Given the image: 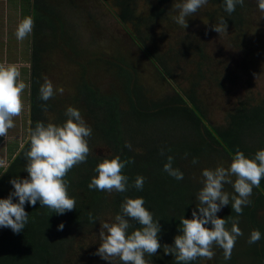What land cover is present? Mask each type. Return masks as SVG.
I'll list each match as a JSON object with an SVG mask.
<instances>
[{"label":"rangeland","instance_id":"rangeland-1","mask_svg":"<svg viewBox=\"0 0 264 264\" xmlns=\"http://www.w3.org/2000/svg\"><path fill=\"white\" fill-rule=\"evenodd\" d=\"M38 1L0 0V63L18 65L21 73L19 81L26 84L22 93L23 112L19 117L13 118L15 127L8 131V135L0 137V176L15 156L11 150L15 147L20 148L27 140L30 76L28 70L31 64L32 36L24 41H18L14 33L17 23L23 17L29 14L34 17V14L37 19H41L39 9L43 8L45 3ZM178 2L179 0H169L163 17L150 27L144 23L146 22L144 19L147 20L151 14L150 10L158 6L157 0H133L134 19L128 22L125 28L132 33H140L152 53L170 60L168 63L174 71L175 82L178 83L180 90L187 91L192 77L196 76L198 79L202 75L197 92L205 108L206 117L213 126L224 125L227 113L239 102L257 103L264 95V12L259 9L258 0H246L248 13L242 30L236 31L233 27L227 26L226 33L218 34L212 30V26L218 23L214 18L219 15L216 5L207 3L193 16L186 17L188 26L183 29L173 20V16L177 14L175 4ZM19 3L23 16L19 11ZM116 4L115 0H50L48 8L52 14L51 17L48 16L47 25L51 23V26L47 31L52 33H48L46 37L43 35L42 39H36L37 46L40 48L42 44L44 47L39 56L40 86L45 79L51 81L55 91L52 98L55 105L64 113L69 106L78 109L86 124L89 118L83 114L85 111L82 103L78 101V88L83 83L98 89L101 94L119 97L121 110H126L124 72L131 74L132 82L134 79L140 83L152 100L162 99L171 88L166 79L159 74L155 64L143 55L117 19L119 10ZM140 19L144 26L140 25ZM54 32L59 33L60 37L57 38ZM70 38L73 43L70 42ZM188 45L191 47L199 45L204 50L206 66L204 65L202 72H198L200 60L197 50L195 48L191 50ZM167 116H165L167 124L162 127L157 117L148 121L146 125L150 130L161 127L158 135L174 129L173 137L169 136L166 144L178 146L179 165L183 170H187L194 178L202 181V170L215 169L218 166L228 167L231 160L220 157L207 159L204 156L197 160L198 163L193 164V159L189 160L193 153L188 150V145L194 146L198 143L194 135L188 132L189 121L183 117L176 119ZM47 117L50 118V123L57 125L67 119V117L64 119L65 115L53 113ZM257 134L260 142L264 138V131L258 130ZM89 148L90 154L95 156L110 154L103 146ZM22 164L23 167L18 169L13 167L7 174L9 177L5 184L9 192L14 190L9 179L28 176L27 172H20L24 168V163ZM234 179L235 177L233 181ZM156 184L157 181H153L154 187ZM228 192L235 195L232 186ZM228 209L227 206L223 207V214ZM262 209L264 206L260 209V213L264 215ZM113 218L111 213L105 214L94 226L72 233V239L64 247L65 252L60 255L58 263L109 264L95 253L100 243L98 237L100 223L111 222ZM242 220L239 219V226L243 232L241 237L246 239L250 225L244 224ZM258 224L259 227L262 226L259 221ZM263 229L262 226L260 233ZM162 256H166L163 247L153 255L157 258ZM231 257L238 264H254L248 256L241 253ZM223 258V251H217L216 262L221 264ZM114 264L121 262L116 261ZM203 264L206 262L203 261Z\"/></svg>","mask_w":264,"mask_h":264},{"label":"trees","instance_id":"trees-1","mask_svg":"<svg viewBox=\"0 0 264 264\" xmlns=\"http://www.w3.org/2000/svg\"><path fill=\"white\" fill-rule=\"evenodd\" d=\"M41 1L45 3L43 8L39 9V13L42 15L41 19H37L33 14L35 30L32 36L31 68H29L28 128L30 126L34 128L37 122L50 123V118L48 119L47 116L52 113L65 115L63 110L55 105L52 98L47 102L39 98V56L44 51V47L40 44L39 48L36 39H42L43 35L46 37L48 33H52L46 30L51 26V23L47 25V18L52 14L51 9L48 8L50 0ZM115 1L119 10L116 17L125 28V25L134 19L133 0ZM34 2L39 1L34 0ZM167 2L169 0H157L158 6L150 10L151 14L147 20L144 19L146 21L144 23L152 27L163 17ZM208 3L217 6L219 15L214 18L218 22L220 18H224L227 26L233 27L236 31H241L245 26L248 13L245 6L246 0L243 6L237 5L236 10L231 14L224 11V0H208ZM139 23L144 26L141 19ZM125 31L143 55L155 64L159 74L170 85V91L162 99L152 100L147 96L143 86L134 79L132 82V75L124 72L126 110H121L119 97L101 94L98 89H94L88 83H83L78 88V101L82 103V108L85 111L83 114L89 118L87 125L92 129V135L88 138V146H103L108 149L110 154L108 156L89 154L86 163H81L68 172L65 177L68 182V194L76 200L73 211L58 215L47 207H41L39 202L35 206L25 204L24 209L28 213V222L24 230L17 234L13 233L10 228L0 227V264H59L60 255L65 252L64 247L72 239L71 234L94 226L102 220L105 214L111 213L113 216L118 214L125 197H142L144 199V207L153 214L154 220H158L161 226L158 236L160 244L162 247L165 244L172 245L174 237L179 234V218L184 216L186 219H191V212L197 204L196 193L202 187V183L190 172L180 167L178 146L166 144L169 136L173 137L174 129L161 135L157 134L158 130L167 124L165 117L167 115H169L168 118L183 117L184 120L189 121L188 132L194 135L196 143H198L194 146L187 144L188 150L193 153V157L189 160L195 157L198 160L204 156L207 159L220 157L230 160L237 148L247 158H253L256 151L264 149V138L259 142L257 134L258 130L264 131V95L257 103L239 102L236 107L232 108V111L227 113L224 125L213 126L206 117L205 108L197 92L203 76L200 75L197 79L194 75L189 89L187 91L180 90L178 83L175 82L174 71L168 63L170 60L157 53H152L140 33H132L126 28ZM58 34L54 32L57 38L60 37ZM52 38L55 39L53 36ZM70 42L73 43L71 38ZM188 46L191 50L192 48L197 50L200 60L198 72L203 70L206 62L204 50L199 45ZM44 103H47V111L41 109V104ZM154 117L161 121V127L150 130L146 123L152 121ZM126 141L131 143L132 150L124 146ZM23 144V150L21 147L11 150L15 156L0 176V199L7 198L10 193L5 184L9 177L7 174L13 167L18 169V167H23L22 163L26 164L24 152L28 150L27 140ZM161 149L165 150L164 156L160 154ZM117 155L121 160H134V163L127 164L122 170V174L128 177V191L108 193L90 190L88 184L91 178L96 175L94 172L96 164L104 158L110 159ZM169 155L174 158L173 167L183 173V180L178 181L163 170V165L167 162L166 157ZM23 169L20 172L24 171ZM137 175L146 178L142 190L132 187ZM153 181H157L155 187ZM230 187L231 185L226 184L224 190L228 192ZM253 192H256L258 197H254L256 193H252L251 205L244 207L240 215L256 230H261L264 224L261 223L262 226L259 227L256 208L264 201V178L261 179L259 187L253 188ZM13 202H18L15 197H13ZM230 206H227L229 209L224 214V210H221L217 216L225 220H229L230 217L235 218L237 214L230 209ZM90 214L96 219V222H91ZM61 223L64 224V228L62 231H58L57 226ZM229 224L231 223H228L226 227ZM135 226L139 227L138 224ZM263 235L262 232V240H264ZM254 246L246 251L247 255L257 258V262L264 264V246H261V249ZM145 258L149 259L151 264H177L172 255L160 258L146 256ZM189 264H198V260L189 262Z\"/></svg>","mask_w":264,"mask_h":264},{"label":"clouds","instance_id":"clouds-1","mask_svg":"<svg viewBox=\"0 0 264 264\" xmlns=\"http://www.w3.org/2000/svg\"><path fill=\"white\" fill-rule=\"evenodd\" d=\"M245 0H224V11L228 14L236 10V6L244 5ZM208 3V0H179L175 4V23L183 29L187 28L186 17L193 16ZM259 9L264 12V0H258ZM31 16L19 20L15 30L18 41L28 38L34 28ZM227 24L224 18L212 26L218 34L226 33ZM20 69L16 64L0 63V137H6L8 131L15 127L14 117L23 112L22 93L26 84L19 81ZM62 92L63 89H60ZM55 95L51 81L45 82L39 88V98L47 102ZM47 103L41 104V109L47 111ZM67 119L60 125L37 122L35 127L27 130L28 150L24 152L26 164L24 171L27 178H14L9 181L14 189L7 198L0 199V227L10 228L13 233H20L28 222L25 204L47 207L52 212L63 215L73 211L76 200L68 194V182L65 180L68 172L75 166L86 163L90 154L88 138L92 129L86 124L78 109L69 106L66 109ZM124 146L132 150L130 142ZM24 149V144H21ZM160 154L165 155L161 149ZM187 155V154H186ZM163 170L172 178L183 180V173L173 167L174 158L169 155ZM228 167L218 166L215 169L202 170V187L196 193L197 204L191 212V219L179 218L178 233L172 245H163L166 255L174 256L177 264L212 260L217 248L222 249L224 259L230 260L237 239L243 236L238 227L239 215L243 208L251 205L253 188L259 187L264 178V149L256 151L253 158H247L236 149L230 158ZM134 160H121L120 156L104 158L94 168L96 173L90 180V190L106 191L108 193H124L128 191V177L122 174L127 164ZM193 164L198 161L193 158ZM233 177H235L233 181ZM145 177L137 175L132 187L142 190ZM231 185L235 195L224 190L225 185ZM13 197L18 202H13ZM142 197H125L120 205V211L111 222L100 223L98 255L109 264L119 261L121 264H151L149 259L156 255L162 245L158 240L161 226L154 220L153 214L144 207ZM231 204L237 214L235 218H219L223 207ZM92 223L96 219L91 216ZM231 223V228L226 225ZM139 225L136 227L135 225ZM210 225V227H208ZM64 224L57 226L62 231ZM261 239L259 230H252L247 239L248 244H255Z\"/></svg>","mask_w":264,"mask_h":264},{"label":"flooded vegetation","instance_id":"flooded-vegetation-1","mask_svg":"<svg viewBox=\"0 0 264 264\" xmlns=\"http://www.w3.org/2000/svg\"><path fill=\"white\" fill-rule=\"evenodd\" d=\"M48 19V18H47ZM125 29V28H124ZM46 30H47V28H46ZM32 43V42H31ZM32 48V47H31ZM30 62H31V57H30ZM30 68H31V65H30ZM164 76V75H163ZM253 194L254 193H256V192H252ZM253 196V195H252ZM254 197H258V195H257V193L256 194H254ZM264 198V197H263ZM264 206V201L262 202V204H259L258 206H257V208H256V210H257V212H256V218L257 219H259V221H260V223H262V224H264V215H262L260 212H261V208ZM262 211H264V209H262ZM239 219H243L242 220V222L244 223V224H247V225H250V229L248 230V232L246 233V239H244V238H242V237H239L238 239H237V242H236V245H235V247H234V249H233V251H232V255H234V254H238V253H241V254H243V256H248L247 254H248V252H246L247 250H249L250 248H252L255 244V246L254 247H256V248H258V249H261L262 247L261 246H264V240H262V239H260V241H258L257 243H255V244H248L247 243V239H248V237H249V235H250V232L253 230V228H252V225L249 223V222H247L246 221V219L245 218H243L241 215L239 216ZM230 228H231V224H229L228 225ZM238 227L240 228V226L238 225ZM229 228V229H230ZM241 229V228H240ZM263 233H264V229H263V231H262ZM263 238H264V235H263ZM219 250H222V249H219V248H217L216 250H215V252H216V255H215V257L212 259V260H210V263L209 262H207V261H205L206 262V264H218L217 262H216V260H217V251H219ZM251 260H252V262L254 263V264H256V260H257V258H251L250 256H248ZM258 264H261V263H259V262H257ZM198 264H203V262H201V260H199L198 259ZM221 264H238V262L235 260V259H233L232 257H231V259L230 260H225L224 258H223V262L221 263Z\"/></svg>","mask_w":264,"mask_h":264},{"label":"crops","instance_id":"crops-1","mask_svg":"<svg viewBox=\"0 0 264 264\" xmlns=\"http://www.w3.org/2000/svg\"><path fill=\"white\" fill-rule=\"evenodd\" d=\"M19 5V11H20V13H21V15L23 16V13H22V11H21V3H19L18 4ZM30 13V12H29ZM28 16H31L32 17V15L31 14H29ZM33 18V17H32ZM47 20V19H46ZM35 27V26H34ZM34 28H33V31H32V33H31V36H33V34H34ZM31 65V64H30ZM28 72L30 73V71L28 70ZM29 79H30V76H29ZM28 84H29V87H30V80H28Z\"/></svg>","mask_w":264,"mask_h":264}]
</instances>
